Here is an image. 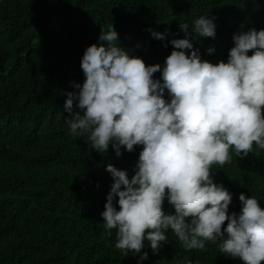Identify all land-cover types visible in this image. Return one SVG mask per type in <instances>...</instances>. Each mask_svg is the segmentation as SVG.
<instances>
[{
  "label": "trees",
  "instance_id": "trees-1",
  "mask_svg": "<svg viewBox=\"0 0 264 264\" xmlns=\"http://www.w3.org/2000/svg\"><path fill=\"white\" fill-rule=\"evenodd\" d=\"M200 16L215 17L216 37L191 35L193 49L226 63L233 35L264 30V0H0V264H242L220 252V238L185 250L171 230L156 254L148 241L138 254L116 249V230L109 235L100 215L113 183L105 169L111 163L131 178L142 146L121 148L120 158L111 145L98 153L64 121L63 93L83 84L82 56L102 29L113 25L122 48L163 67L171 40L185 38L179 24L191 33ZM149 29L167 30L165 39ZM230 154V163L212 167L214 182L232 194L229 214L240 212L241 193L264 208V150ZM164 212L175 214L167 200Z\"/></svg>",
  "mask_w": 264,
  "mask_h": 264
},
{
  "label": "clouds",
  "instance_id": "clouds-1",
  "mask_svg": "<svg viewBox=\"0 0 264 264\" xmlns=\"http://www.w3.org/2000/svg\"><path fill=\"white\" fill-rule=\"evenodd\" d=\"M214 19L200 16L191 33L180 23L185 38L171 40L174 50L163 67L122 48L113 25L102 29L99 45L82 56L83 84L73 82L77 91L63 93L64 121L73 136L88 134L91 149L108 152L111 145L120 158L121 148L131 153L142 146L131 178L111 163L105 169L113 183L100 215L126 256L140 253L145 241L158 253L171 230L185 250H204L205 241L220 238L225 257L264 264V208L241 193L240 212L229 214L232 194L212 172L231 162V151L243 159L264 150V30L233 35L227 62L213 64L189 37L215 39ZM149 31L158 40L167 34ZM165 200L175 214H165Z\"/></svg>",
  "mask_w": 264,
  "mask_h": 264
}]
</instances>
